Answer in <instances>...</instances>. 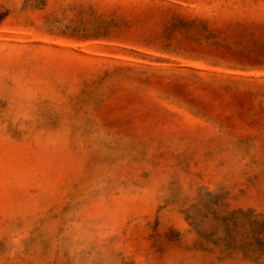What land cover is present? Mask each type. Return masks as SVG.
Masks as SVG:
<instances>
[{"label": "rangeland", "instance_id": "rangeland-1", "mask_svg": "<svg viewBox=\"0 0 264 264\" xmlns=\"http://www.w3.org/2000/svg\"><path fill=\"white\" fill-rule=\"evenodd\" d=\"M0 264H264V0H0Z\"/></svg>", "mask_w": 264, "mask_h": 264}]
</instances>
